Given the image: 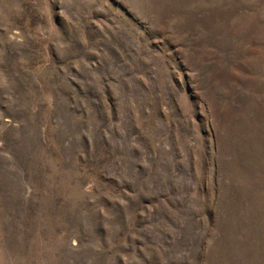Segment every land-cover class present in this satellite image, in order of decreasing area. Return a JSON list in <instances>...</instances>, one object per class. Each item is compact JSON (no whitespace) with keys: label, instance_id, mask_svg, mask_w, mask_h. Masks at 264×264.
<instances>
[{"label":"rangeland","instance_id":"374dc122","mask_svg":"<svg viewBox=\"0 0 264 264\" xmlns=\"http://www.w3.org/2000/svg\"><path fill=\"white\" fill-rule=\"evenodd\" d=\"M0 264H264V0H0Z\"/></svg>","mask_w":264,"mask_h":264}]
</instances>
